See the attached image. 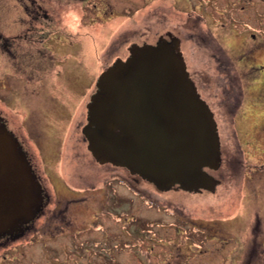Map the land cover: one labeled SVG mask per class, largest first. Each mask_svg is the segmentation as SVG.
Segmentation results:
<instances>
[{"label": "rangeland", "instance_id": "374dc122", "mask_svg": "<svg viewBox=\"0 0 264 264\" xmlns=\"http://www.w3.org/2000/svg\"><path fill=\"white\" fill-rule=\"evenodd\" d=\"M38 1L39 7L34 0H0V31L7 36L8 52L1 59L8 72L7 104L14 111L9 114L23 123L34 168L48 194L34 221L39 231L30 229L20 243H10L5 264H111L108 256L112 254L119 264L208 263V251L197 255L194 242L202 241L201 246L208 249L213 245L208 237L214 234L217 240L227 241L224 225L212 220L226 214V205L238 202V191L231 189L238 186L240 173L228 178L226 150L222 149L217 170L204 169L222 184L215 204L207 189L196 193L173 186L161 190L148 180L133 182L121 167L115 185L118 207L111 209V215L104 210L112 203L109 199L103 206V189L112 186L105 184L102 189L101 185L112 165L96 162L81 132L99 73L116 56H127L131 41L146 39L148 18L152 16L154 22L158 15L148 13L145 0ZM197 59L188 55V77L213 110L224 144L230 134V111L219 106L225 100L223 91L219 86L215 94L216 79ZM239 116L243 125L248 117ZM25 123L30 135L25 133ZM133 183L143 196L131 192L127 184ZM229 183L236 186L226 192ZM197 227L203 233L194 232ZM234 227L243 230L241 222ZM228 243L233 246L234 241L228 239ZM99 246H105L106 252L95 251ZM75 248H80L79 254Z\"/></svg>", "mask_w": 264, "mask_h": 264}, {"label": "flooded vegetation", "instance_id": "af4514ba", "mask_svg": "<svg viewBox=\"0 0 264 264\" xmlns=\"http://www.w3.org/2000/svg\"><path fill=\"white\" fill-rule=\"evenodd\" d=\"M32 3L38 7L40 5L38 0H34ZM145 4L149 14L158 15L154 22L152 16L148 18L147 23L149 24L145 30L146 39L141 42L131 41L128 46V55L124 58L120 55L116 56L111 63L125 60L130 55L129 49L135 45L165 43L179 53L185 68L188 55L194 54L202 66H207L210 78L216 79L212 83L214 92L219 86L223 91L222 95L225 100L218 102L219 106L224 105L228 112L230 111V134L227 136V141L222 144L217 120L214 118L213 110L206 102L212 113L219 140V164L222 152H224L222 149L226 150L225 155L230 162V167L227 169L228 178L232 179V176L237 174L236 172L240 173L238 186L231 189L232 192L238 191V202L235 205L233 202L229 206L226 205L224 210L227 211L226 214H221L212 220H217L224 225L229 234L227 241L217 240L216 234H214L212 237H208L213 244L208 249L201 246L200 242L202 241L194 242L197 247V255L208 251L209 258L206 259L208 260L206 264H264V0H145ZM177 17H179L178 21L175 19ZM152 22L153 24L157 22L159 25L155 27ZM6 40L7 36H4L0 31L1 165L7 159L8 152L16 157L25 156L34 179L39 183L40 190L38 189L37 192L38 199L30 206V215L21 216L0 229V264H5L7 261V249L10 243H20L19 239L25 234H29L30 229H32L31 233L39 231L38 227L34 225V221L48 199V194L34 168V156L31 154L21 130L23 123L22 121L18 122L12 114H9L14 111H9L8 108L6 97L8 72L1 59L4 54L8 55L4 44ZM186 71L190 75L187 68ZM258 108L259 110H257ZM239 115L248 117L243 125L239 123ZM20 119L23 120L21 117ZM26 128L25 133L30 135L28 123ZM94 159L98 163L112 165V169L109 171L110 176L101 185L102 189L105 184L112 186L111 188L107 187L106 190L103 189V206L109 199L112 203L110 208L104 210L112 215L113 210L111 209L118 207V192L115 187L120 181L118 171L119 168L125 169V167L110 162H99L95 157ZM11 163L14 164V161ZM3 168L0 167V175L4 179L1 174ZM206 168L215 171L219 165L215 168L203 167V169ZM126 170L128 169L126 168ZM6 172L5 169L4 173ZM128 173L133 182L137 179L147 181L129 170ZM209 174L213 178V183L207 187L198 186L185 189L177 183L169 187H178L193 193L207 189L215 204L216 198L220 194L217 187L222 184L220 178ZM221 175L224 178V174ZM154 185L158 189H165V187ZM127 186L131 192L141 194V188H136L134 183L127 184ZM235 186V184L229 183L224 189L229 192L230 187ZM141 196L143 195L141 194ZM114 200H116V204H114ZM213 206L215 207V205ZM231 206L233 207L229 210ZM114 218L117 220L118 215L117 217L115 215ZM238 222L242 223L243 230L235 229L234 224ZM231 226L235 230L231 229ZM194 232L199 234L203 233V230L201 231L197 227ZM228 239L234 241L233 246L228 247ZM92 243L99 245L95 241ZM83 244L84 242H81V245ZM104 247L99 246V249L95 248V251L104 253L106 252L103 250ZM75 250L77 254L80 253V248H75ZM90 250L93 251L94 248L90 247ZM108 260L111 264H119L116 254L108 256ZM108 260L106 261L109 262Z\"/></svg>", "mask_w": 264, "mask_h": 264}, {"label": "water", "instance_id": "95a60500", "mask_svg": "<svg viewBox=\"0 0 264 264\" xmlns=\"http://www.w3.org/2000/svg\"><path fill=\"white\" fill-rule=\"evenodd\" d=\"M129 50L96 79L81 129L87 149L99 162L123 166L162 188L211 185L203 167L219 165L215 122L181 56L165 43ZM11 154L0 160V229L30 215L38 199L27 159Z\"/></svg>", "mask_w": 264, "mask_h": 264}, {"label": "trees", "instance_id": "16d2710c", "mask_svg": "<svg viewBox=\"0 0 264 264\" xmlns=\"http://www.w3.org/2000/svg\"><path fill=\"white\" fill-rule=\"evenodd\" d=\"M143 237H145V236H143Z\"/></svg>", "mask_w": 264, "mask_h": 264}]
</instances>
